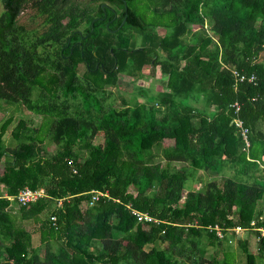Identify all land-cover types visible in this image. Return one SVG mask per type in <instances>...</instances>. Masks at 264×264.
<instances>
[{
  "label": "trees",
  "instance_id": "16d2710c",
  "mask_svg": "<svg viewBox=\"0 0 264 264\" xmlns=\"http://www.w3.org/2000/svg\"><path fill=\"white\" fill-rule=\"evenodd\" d=\"M0 1V99L40 118L18 119L10 145L1 137L11 117L0 122V194L45 192L14 210L0 197V264H234L228 250L217 259L206 247L230 248L235 226L248 231L236 241L246 264H264V235L253 229L264 227V0ZM26 7L42 17L37 35L17 22ZM232 68L255 83L235 86ZM156 70L165 90L105 103L107 87L125 91ZM225 167L221 182L186 187ZM93 189L108 195L88 206ZM20 221L37 223L42 255ZM215 223L223 238L209 230Z\"/></svg>",
  "mask_w": 264,
  "mask_h": 264
},
{
  "label": "rangeland",
  "instance_id": "374dc122",
  "mask_svg": "<svg viewBox=\"0 0 264 264\" xmlns=\"http://www.w3.org/2000/svg\"><path fill=\"white\" fill-rule=\"evenodd\" d=\"M2 10V4L0 1V12ZM149 14V13H148ZM147 14V20L149 18ZM17 22L19 24H23L26 29L30 32L31 36L39 34L44 29V23L42 21V17L35 12L34 9L31 7H26L17 18ZM141 43V38L138 37L134 40L135 45H139ZM83 71V66L80 65L78 68V74H81ZM165 75L162 74L159 70H156L154 76H148L145 79L142 80H136L133 79L131 83H125L127 90H120L116 87H107V91H110L111 94L107 95V98L105 99V103L112 104V105H119L123 101L128 103L129 105L133 104V101H141L144 100V97L140 96L137 91L143 88L144 92L149 95L148 97H151L150 94H155L158 91L165 90ZM34 94H32V97ZM10 116L11 117V123L6 129V131L3 133L1 139L2 142L6 145L12 144V134L11 129L12 125L18 120L23 119L30 123L32 126L38 125L40 122L39 116L34 115L32 112L27 110L22 104L20 103H8L3 99H0V122ZM95 142H101L102 138L100 136L96 137ZM55 145L48 139H45L44 142V148L46 149L47 153H51L54 150ZM83 151V150H82ZM152 154L154 155L152 160H162L161 150L159 145H154L151 150ZM163 162V161H162ZM177 166L180 165V163H175ZM232 174V170L229 167H225L223 171L221 172H214V171H200V177L202 179L200 181L194 180L191 182V180H188L186 182V187L188 188L190 185V188L197 189L201 186V184L209 179H215L216 181L221 182L222 179L225 177V175ZM264 203V199H263ZM16 204L11 207V210L16 209ZM42 216H45L42 214ZM20 224L26 226L29 230H31L32 233V246L37 247L39 249V253L42 255L44 251V246L42 243L39 242L38 239V231H37V223L29 222V221H20ZM248 235V231L241 230L237 232V235L234 242H232L230 248H227L226 245L220 246L217 244L209 245L206 247V254L207 256H213L217 259H222L225 250L229 251V254L233 257L234 264H246V257L245 253L242 251L241 247H239L238 244H236V241L238 239H244L245 236ZM54 247L57 245L55 242ZM255 247L256 242L252 239L248 240L247 248L251 253H255ZM261 262V261H260ZM260 262H257V264H261Z\"/></svg>",
  "mask_w": 264,
  "mask_h": 264
},
{
  "label": "built area",
  "instance_id": "2783aa9c",
  "mask_svg": "<svg viewBox=\"0 0 264 264\" xmlns=\"http://www.w3.org/2000/svg\"><path fill=\"white\" fill-rule=\"evenodd\" d=\"M231 73H232L234 80H235V83H234L235 86H236V83L242 82V81L255 83L256 76L254 73L246 74L245 72H240L236 68H232ZM230 106L234 109L235 112H237L239 110V103L238 102H233L230 104ZM233 123H234L236 129L239 131V133H240V135L244 141V144L246 146H248L249 145V138H248L249 127L244 125L242 119H240L237 116L233 118ZM69 162H71V160ZM75 171L76 170L73 169V172H75ZM107 195H108L107 191H100L97 189H93L90 191V197L87 200L86 204L88 206H90L96 200H98V198L100 196H107ZM44 196H45V192H44L43 188H41V187L30 188L28 186H24V187L20 188L17 191V193L14 195H8L6 193L0 194V197L8 198L10 203L13 202V203L19 204V205H28L30 203L37 201L38 199H40L41 197H44ZM56 204L57 205L60 204V199L57 200ZM130 211L132 214L135 215V217L139 221L158 222V220L156 218H154L153 216H151L147 212H142V211L135 210V209H130ZM49 219L51 221V224L54 225L55 221H56L55 215H50ZM250 224L253 225L254 221H251ZM208 228H209V230H213L215 235L218 238L224 237V234H225L224 229L221 226H219L217 223L208 226ZM245 229L246 228H242L240 226H235L234 228H232L235 235H237V232H239L241 230H245ZM253 229L258 230L260 232V235H264V227L255 226Z\"/></svg>",
  "mask_w": 264,
  "mask_h": 264
},
{
  "label": "crops",
  "instance_id": "0c3cea01",
  "mask_svg": "<svg viewBox=\"0 0 264 264\" xmlns=\"http://www.w3.org/2000/svg\"><path fill=\"white\" fill-rule=\"evenodd\" d=\"M2 193H5L4 191H2ZM14 205V203L12 202V203H10L9 205H8V209H10L12 206ZM16 205H19V204H16Z\"/></svg>",
  "mask_w": 264,
  "mask_h": 264
}]
</instances>
